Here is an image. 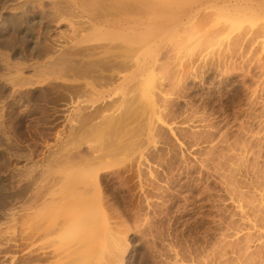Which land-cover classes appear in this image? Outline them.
<instances>
[{"label":"rangeland","instance_id":"1","mask_svg":"<svg viewBox=\"0 0 264 264\" xmlns=\"http://www.w3.org/2000/svg\"><path fill=\"white\" fill-rule=\"evenodd\" d=\"M0 264H264V0H0Z\"/></svg>","mask_w":264,"mask_h":264},{"label":"bare ground","instance_id":"2","mask_svg":"<svg viewBox=\"0 0 264 264\" xmlns=\"http://www.w3.org/2000/svg\"><path fill=\"white\" fill-rule=\"evenodd\" d=\"M249 0H223V2H233L235 4H242V3H245V2H248Z\"/></svg>","mask_w":264,"mask_h":264}]
</instances>
